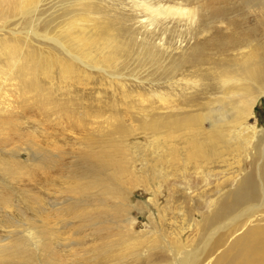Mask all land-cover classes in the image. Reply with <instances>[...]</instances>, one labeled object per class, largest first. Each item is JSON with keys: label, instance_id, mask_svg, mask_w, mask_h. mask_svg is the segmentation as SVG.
<instances>
[{"label": "rangeland", "instance_id": "374dc122", "mask_svg": "<svg viewBox=\"0 0 264 264\" xmlns=\"http://www.w3.org/2000/svg\"><path fill=\"white\" fill-rule=\"evenodd\" d=\"M86 1L98 7V10H92L95 17L113 21L115 28L125 31L122 39L133 44L128 53L119 56L114 66L118 79H110L92 69L86 75L79 74L76 80H70L66 85L60 83L59 71L54 69V99L68 100L70 117L86 129L85 135L80 136L78 129L68 127L57 114L43 122L42 128L38 127L36 122L25 117L35 116L44 120L35 108L25 109L28 114L20 112L14 118L13 122L19 123V130L9 132V138L14 140L10 143L12 146L0 144V162L11 161L10 153H13L23 169L17 170L18 174L13 177L0 174V245H7L14 250L20 246V251L17 250L18 255L1 254L0 264H7V261L32 264L33 257L27 252L29 248L36 249L35 257L42 264L52 258L51 253L56 255V261L61 264H91V259L105 244V248H108L105 250H109L113 256L115 252L111 242L117 239L118 233L111 231L112 238L105 239V228L99 226L101 221L112 224V228L116 225L128 226L133 243L146 247L132 248L133 259L141 252L142 259L137 264H147L148 257L152 261L158 256V252L152 255H147V252L151 250V243L157 242L160 236L165 238L166 244L178 240L196 245V225L200 217L195 215V206L197 202L205 201L200 197L201 192L215 188L216 193L211 197L215 199L223 191L233 189L244 175L240 167L249 160L245 155L246 148L239 149V153L236 151L242 142L231 138L228 147H219L221 144L216 147L217 153L220 150L227 151L214 157L209 165L197 169L194 158L188 156L191 153L193 156L194 152L182 139L186 134L165 140L164 133L167 134V130H157L155 127L151 134L147 127L151 123L160 126L165 117L172 114L170 109L164 107L168 103L161 100L164 98L182 107L179 112L173 111L174 115L201 112L193 104L209 99L210 95L201 93L206 84V81H202V75L213 71L215 63L191 65L187 61L193 48L196 43L203 44L214 38L215 28L221 29L220 34L224 37L236 34L238 29L229 18L239 17L240 13L255 16V20L247 25L256 28L262 35L264 24L257 22V7L248 9L228 5L234 10L233 13L223 22L216 23L202 21L206 14L203 11L190 24L185 20L155 19L142 11L140 6L143 2L158 6L168 1ZM237 25L240 28L244 26ZM206 26L214 29L196 39L191 35L194 30H190V27L198 31ZM259 35L257 38L264 43ZM142 47L151 48L155 61L146 59ZM235 50L229 49L222 54L209 47L203 57L219 64L226 59L240 57L238 52L250 51L247 48ZM176 64H180L177 70ZM40 80L47 85L44 77ZM57 87H61V90H57ZM61 123L66 125L65 131ZM253 125L258 132H264L263 97L255 105L253 117L245 123L248 128ZM110 134L112 137H109ZM91 136L98 137L100 141L105 139L107 143L102 149L108 151H112L108 142L116 140L118 144L115 149L119 150L112 153L117 162V175L105 170L98 176L96 183L92 177L101 168L98 160L104 159L106 155H95L101 150V145H92L91 141L88 143L86 137ZM43 159L53 163L37 166ZM209 170L216 174L210 175L206 183L201 182L197 188H191L192 183L200 177L206 179ZM109 177H113L111 183L106 180ZM223 181L229 182L220 188L218 185ZM111 207L118 211L114 216H111ZM104 209H107L106 213L101 212ZM203 210L208 211L209 208ZM44 236H47V240ZM35 243L39 244L37 248ZM47 243L50 249L43 252L42 245ZM162 263L158 261L157 264Z\"/></svg>", "mask_w": 264, "mask_h": 264}, {"label": "bare ground", "instance_id": "6f19581e", "mask_svg": "<svg viewBox=\"0 0 264 264\" xmlns=\"http://www.w3.org/2000/svg\"><path fill=\"white\" fill-rule=\"evenodd\" d=\"M54 1L0 0L1 145L7 143L10 145L12 141L14 142L9 138V132L19 130L17 128L19 123L13 122L14 118L18 116L17 114L33 108L36 109H34L35 111L38 110L45 119L27 115L25 117L36 122L38 127L42 128L43 122L49 121L52 115L57 114L68 127L78 129L80 136L85 135L86 129L79 126L70 117L67 108L70 105L68 100L59 99L56 101L54 99V69L59 71L60 83H66V85L68 81L76 80V76L79 74L86 75V72L92 69L101 72L110 79H118L114 66L117 64L119 56L128 53L132 47L133 42L131 44V42L122 39V35L125 34L123 29L115 28V23L111 20L103 21L100 17L93 15L92 10H98L97 6L94 7L95 4L88 3L86 0ZM161 1L168 2L158 6H154L150 2H143L140 6L142 11L147 12L155 19L185 20L190 24L195 22L199 13L203 11L206 14L202 21L210 20L209 23H216L223 22L233 13L234 10L228 8V5L240 8L244 6L248 9L257 7L259 9V14L256 16L257 19L259 18L257 22L264 24V0ZM246 15L247 13H240L239 17L231 16L229 18L238 29L236 34L224 37L220 34L222 33L221 29L215 28V33L212 36L214 38L203 44L196 43L197 45L192 50L187 61L191 65L201 66L205 62L215 63L213 71L200 74L202 81H206L201 93L210 95L208 100L205 99L206 102L193 104L201 112L174 115L173 111L179 112L182 107L174 105V103L171 104L167 98H164L161 100L168 102L164 104V107L170 109L172 114L166 115V119L160 126L151 123L147 127L148 133L151 134L154 133L152 129L155 127L158 128L157 130H167V134L163 131L165 140L176 139L177 136L186 134L182 139L185 140L187 147H190L194 152L193 156L192 153L188 156L194 158L197 169L203 165H209L213 162L214 157L222 154L223 150L217 153L216 147L220 144L219 147H228V140L231 138L238 139L244 145L250 144L241 147L240 145H243L241 143L236 149L238 153L241 152L239 150L241 148L247 150L245 155L249 157V160L246 165L244 163V166L240 167L244 175L241 179L239 178L240 180L236 182L233 189L223 191L215 199L211 198L213 193H216L215 188L212 191L201 192L200 197L205 201L195 203V215L200 217V221L196 225V245L178 240L175 243L166 244L165 238L160 236L157 242L151 243V250L147 252V255L158 252V256L152 261L151 257H148L147 264H157L158 261H162V264H264V132H258L255 125L250 126L251 128L245 126L248 119L253 117V110L257 102L261 97L264 98V43L257 38L260 32L258 33L256 28L247 25L255 20V16ZM237 24H243L246 30ZM189 29L194 30V33L191 31V35L196 39L203 34L210 33L214 28L210 29L206 26L205 29L198 31L192 27ZM262 31V35L259 36L260 38L262 36V40H264V29ZM209 47L222 54L229 49L247 48L250 51L248 53L238 52L237 55L240 57H232L233 59L230 60L225 58L227 61L224 60L218 64L205 56L203 57ZM142 50H144L147 60L155 61L151 48L142 47ZM175 66L177 70L180 64ZM43 77L46 79L47 85L41 82L40 78ZM199 87L201 86L199 85ZM63 88L62 90L65 92ZM59 89L57 87V90ZM66 125L61 123L62 130H66ZM43 129L48 131L47 128L43 127ZM109 137H112L111 134ZM82 138L84 141V137ZM86 139L88 143L91 141L92 145H101V150L95 153L96 156L106 155L104 159L98 160V166L100 165L101 168L92 177L93 182L96 183L98 176L105 170H111L117 175V162L112 153L119 152L115 149L118 141L108 142L112 148V151H108L102 149V146L107 143L105 139L100 141L96 136L86 137ZM10 157L11 161L0 162L2 176L13 177L18 174L17 170L23 169L13 153H10ZM50 163L53 162L43 159L38 162L37 166H45ZM212 174H216V172L209 170L206 179L200 177L192 183V187L191 185L189 187L197 188L201 182L206 183ZM106 180L111 183L113 177ZM228 182L223 181L218 186L224 188ZM206 200L209 201L206 202ZM205 208H209V210L204 211ZM101 212L106 213L107 209ZM117 212L114 207H111V216ZM106 223L107 221H101V225H97L105 228V239L107 240L112 238L111 231L118 233L117 239L111 242L115 253L112 256L109 250H105L108 249L105 248V244L98 251L96 257L91 259V264L93 262L94 264L139 263L142 259L141 252L137 253V257L133 259L132 248L146 247L133 243L134 240L129 235L131 232L128 226L115 224L116 226L112 228V224ZM38 238L41 239L39 235ZM43 238L47 240V236ZM34 245L35 248L39 246L36 243ZM25 246L27 245L25 244ZM10 248L7 245H0V255L10 253L18 255L20 246L17 247L18 251ZM49 249L48 243L42 245L43 252L49 251ZM35 250L34 248L27 250L33 257L32 264H42L38 261V257H35L37 252ZM51 256L52 258L46 259L44 264H61L56 261V255L51 253ZM10 262L7 261V264H15Z\"/></svg>", "mask_w": 264, "mask_h": 264}]
</instances>
